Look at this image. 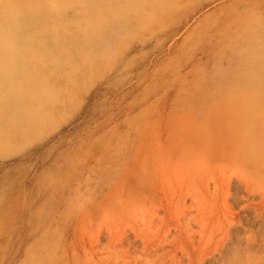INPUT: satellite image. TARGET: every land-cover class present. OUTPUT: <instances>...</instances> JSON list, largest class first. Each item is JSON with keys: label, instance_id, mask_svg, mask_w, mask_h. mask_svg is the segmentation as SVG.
<instances>
[{"label": "rangeland", "instance_id": "rangeland-1", "mask_svg": "<svg viewBox=\"0 0 264 264\" xmlns=\"http://www.w3.org/2000/svg\"><path fill=\"white\" fill-rule=\"evenodd\" d=\"M0 41V264H264V0H0Z\"/></svg>", "mask_w": 264, "mask_h": 264}, {"label": "bare ground", "instance_id": "bare-ground-1", "mask_svg": "<svg viewBox=\"0 0 264 264\" xmlns=\"http://www.w3.org/2000/svg\"><path fill=\"white\" fill-rule=\"evenodd\" d=\"M172 1V0H171ZM159 15V14H158ZM165 18V17H164ZM190 18V17H189ZM152 20V19H151ZM160 26V25H159ZM13 37H12V40H11V42H13ZM0 45H1V41H0ZM6 54V53H5ZM1 55V54H0ZM238 55V52H233L232 54H226V55H224V56H222V60H227V61H230L229 59L230 58H232V57H230V56H237ZM2 57H4L3 55H1ZM19 57V56H18ZM18 57L15 59V61H17L18 60ZM8 66V67H7ZM12 67H14L13 65L12 66H10L9 67V65H5V67H4V65H3V67H2V69H0V76H7V75H9L10 74V72H11V70L10 69H12ZM264 77V76H263ZM251 84V83H250ZM253 88V87H252ZM254 90V89H253ZM252 91V90H251ZM248 93V92H247ZM250 93V92H249ZM254 95V94H253ZM262 95V94H261ZM263 98V97H262ZM244 100H246V99H244ZM243 100V101H244ZM254 102V101H253ZM259 104V103H258ZM243 105V104H242ZM248 106V105H247ZM245 107V106H244ZM239 109V108H238ZM244 110V109H243ZM243 113V112H242ZM244 114V113H243ZM251 115H253V113L251 114ZM245 117V116H244ZM235 118H237V117H235ZM253 121V120H252ZM247 126H249V125H247ZM261 153V152H260ZM256 155V154H255ZM259 156H260V154H258ZM258 157V156H257ZM262 158H264V157H262ZM262 161H263V159H262ZM262 163L263 162H260V164L262 165ZM260 165V166H261ZM263 167V165L261 166V168ZM260 168V167H259Z\"/></svg>", "mask_w": 264, "mask_h": 264}]
</instances>
